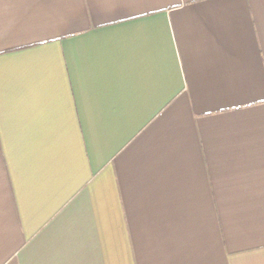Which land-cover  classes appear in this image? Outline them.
<instances>
[{
  "label": "crops",
  "instance_id": "0c3cea01",
  "mask_svg": "<svg viewBox=\"0 0 264 264\" xmlns=\"http://www.w3.org/2000/svg\"><path fill=\"white\" fill-rule=\"evenodd\" d=\"M0 264H264V0H0Z\"/></svg>",
  "mask_w": 264,
  "mask_h": 264
}]
</instances>
